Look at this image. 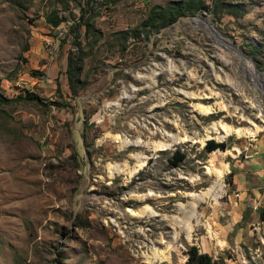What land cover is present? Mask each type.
<instances>
[{
    "label": "rangeland",
    "instance_id": "obj_1",
    "mask_svg": "<svg viewBox=\"0 0 264 264\" xmlns=\"http://www.w3.org/2000/svg\"><path fill=\"white\" fill-rule=\"evenodd\" d=\"M166 1H91L72 97L84 0H0V96L42 102L0 105V264H184L190 245L264 264V0H205L144 31ZM220 124L254 134L220 141Z\"/></svg>",
    "mask_w": 264,
    "mask_h": 264
},
{
    "label": "trees",
    "instance_id": "obj_2",
    "mask_svg": "<svg viewBox=\"0 0 264 264\" xmlns=\"http://www.w3.org/2000/svg\"><path fill=\"white\" fill-rule=\"evenodd\" d=\"M92 0H84L82 4L79 14V24H74L69 26V30L74 33L75 40L73 42L74 52L68 50L65 56V77L67 87L70 91V95L73 97L77 94V77L81 70V61L83 56L82 46L80 41L76 40L78 37L76 35V28L79 25H83V32L93 33V23L92 16H86V13L89 11L90 3ZM114 3L116 0H110ZM205 0H168L162 6L156 5L152 6L148 13L145 16V19L141 22V28L146 32H151L153 29H158L161 27H165L173 23L178 17L184 15H192L200 9H204ZM214 2V0H211ZM45 19L50 23L52 27H56L60 22L61 18L57 16L54 12H50L45 15ZM33 75L37 74L35 71H31ZM55 91L60 94V88L58 82H55ZM31 101L36 103H42L41 98L36 94L27 93L25 95H18L14 98H5L0 96V105H5L10 103L11 101ZM50 104L57 103L55 101H51ZM81 138L84 139V135L81 134ZM227 144L225 142H215L212 139L206 141L203 146V150L205 152H210L215 149L224 150L227 148ZM184 157V154L179 151H175L171 155V164L177 165ZM264 212V200L263 205L261 206L259 213L262 214ZM184 264H213L210 256L205 252H198L194 245H190L186 251V260Z\"/></svg>",
    "mask_w": 264,
    "mask_h": 264
},
{
    "label": "bare ground",
    "instance_id": "obj_3",
    "mask_svg": "<svg viewBox=\"0 0 264 264\" xmlns=\"http://www.w3.org/2000/svg\"><path fill=\"white\" fill-rule=\"evenodd\" d=\"M196 21H203V19H201V18H199V20L197 19ZM208 23H209V21H207ZM212 34L214 35V37L216 38V39H221V36L215 31V30H212ZM222 41H223V39H221ZM199 109H200V111H201V113H203V114H207V113H209V112H212L213 111V108H211V107H206V106H199ZM217 125V124H216ZM215 128V127H214ZM220 130L224 135L221 137V136H218V137H216V139L217 140H220L221 141V139H223L226 135H229V134H232V135H235V136H237V137H248V136H253V134H254V132L253 131H251V130H246V129H241V128H232V127H228V126H226V125H224V124H220L219 126H217L216 127V130ZM214 130V129H213ZM215 130V131H216ZM121 142L122 143H124L123 142V140H121ZM128 145V144H127ZM123 146V145H122ZM165 146V145H164ZM159 147V146H158ZM161 147V146H160ZM141 162L140 163H138L130 172H128V174L130 175L131 173H135L136 171V169L138 168L139 169V167L141 166ZM109 169H113V170H116V171H120V169L119 168H117V167H111V166H109L108 167ZM135 171V172H134ZM132 175V174H131ZM143 198V197H142ZM141 197H140V199H142ZM147 215V214H146ZM135 216H137V215H135ZM139 216V215H138ZM141 216H143V214L141 215ZM188 215H186V217H187ZM188 218V217H187ZM155 254V253H154ZM153 254V255H154Z\"/></svg>",
    "mask_w": 264,
    "mask_h": 264
}]
</instances>
